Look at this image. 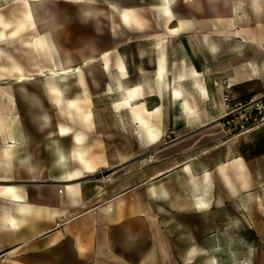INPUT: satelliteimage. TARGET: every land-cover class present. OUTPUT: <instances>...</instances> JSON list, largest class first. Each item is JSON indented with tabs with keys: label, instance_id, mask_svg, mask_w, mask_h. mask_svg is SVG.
Wrapping results in <instances>:
<instances>
[{
	"label": "rangeland",
	"instance_id": "rangeland-1",
	"mask_svg": "<svg viewBox=\"0 0 264 264\" xmlns=\"http://www.w3.org/2000/svg\"><path fill=\"white\" fill-rule=\"evenodd\" d=\"M28 1L33 0H0V21L17 22L27 9ZM166 1L43 0L35 6L38 23L27 24L22 34H13L15 24L6 29L0 24V36L4 32L3 38H6L0 40V148L4 133L20 140L13 148L14 160L11 163L0 161V177L9 180L0 182V187L15 186L26 193L35 190L67 192L69 184L56 182L62 175V168L56 162V145L70 155L69 169L79 165L72 154L75 146L58 139L59 124L84 133L86 148L102 166L89 178L70 184H77L88 192L104 190L106 199L130 186L131 182L121 181V178H146L148 166L158 162L154 151L201 133L202 130L196 129L208 122L181 115L170 95L158 86L155 69L158 51L154 49L158 42L163 43L170 55V69L175 73L184 63L188 68L193 66L200 70L210 67L213 56L210 45L215 39L225 40L223 43L229 53L225 59L215 60L214 67L219 71L227 68L229 77H238L243 75L240 70L251 61L248 92L264 96V57L262 73L254 57L261 44L264 54V0ZM91 6L101 13L87 12ZM167 7L178 17L173 23H169L167 16L172 13H167ZM132 15L137 16V24L133 23ZM169 28L180 30L171 34ZM39 30L44 33L48 47L29 44ZM65 59L72 60L73 69L84 71L96 123L94 128L85 127L80 111L72 109L73 113L69 114L64 105L66 100L84 95L76 79L63 87L64 99L56 103L46 89V79L39 77L43 70L60 69ZM101 59H105L109 67ZM86 60L93 62L86 67ZM18 67L27 77L31 75L28 78L32 81L26 85V90L15 83L20 74ZM187 75L186 89L196 101L197 91L189 70ZM223 75V72L212 74L209 70L202 74L199 71L202 83ZM118 77L133 86L139 99L144 95L145 100L140 104L144 103L150 110L161 108V117L155 123L162 134L156 143L146 139L132 120L130 109L122 105ZM147 79L151 82L149 85ZM51 131L56 133V141ZM254 132L244 136L225 133L220 140L175 158L186 165L166 180L165 192L170 194L166 204L172 210L171 226L203 228L202 233L187 229L180 234L188 238L195 235L198 243V237H203L201 246L192 245L186 252L187 256L191 251L197 254L199 264H264V133ZM71 139L72 136L68 140ZM32 159L43 167L44 177L38 182H32L27 170ZM239 164L244 167L241 169ZM187 166L197 178L210 173L213 179L207 196L210 204L203 216L196 215L201 207L196 204ZM220 168L230 176L236 192L225 182ZM178 193L186 195L185 201H179ZM174 210L185 213L175 216ZM9 211L6 200L0 197V216L8 215ZM212 225H218L219 232L206 231ZM193 261L188 260V264Z\"/></svg>",
	"mask_w": 264,
	"mask_h": 264
},
{
	"label": "crops",
	"instance_id": "crops-1",
	"mask_svg": "<svg viewBox=\"0 0 264 264\" xmlns=\"http://www.w3.org/2000/svg\"><path fill=\"white\" fill-rule=\"evenodd\" d=\"M220 1L228 2V0ZM171 13V16H167L168 19L170 18L169 23H173L178 18L174 12L171 11ZM136 17L132 15L133 23L138 22ZM179 21L181 23L180 19ZM179 30L180 28H169L170 32L168 33L175 34ZM5 39L0 38L2 41ZM224 41L215 39L210 45L213 52L210 67L200 70L193 66L188 68L184 63L186 66L183 64L178 69L184 68V72H181L184 79L181 80H175L177 74L171 71V57L167 54L170 71L168 78L171 87L177 88L178 86V89H182L183 99L190 100L187 103L192 106H190L191 111L184 110L181 99L176 100L173 95L168 93L170 99L174 104L176 103L181 115L190 120L208 122L196 129L197 131L202 130L201 133L176 145L154 151L158 162L148 164V176L141 180L134 177L121 178V181L131 182L130 186L110 199L104 197V190L88 192L77 184H70L85 180L90 176L79 179V181L71 180L69 175L75 169H69L70 155L57 144L54 151L56 162L62 168V175L56 182L69 184L66 187L67 192L61 194L35 190L34 193H26L18 189L22 200L12 196H0L6 200L10 210L8 215L0 216V262L2 264H188V260L194 259L190 264H199L197 254H193L191 251L187 256L186 252L190 246L200 245L203 237H198L200 240L198 243L197 236L188 238L186 235L180 234L187 232V229L193 233H202L203 228L181 224L171 226L172 210L166 204L169 199L167 197L170 195L165 192L168 185L166 180L174 177L175 171H181L186 165V163L176 161V157L180 158L181 155L194 148L203 147L224 137L225 132L218 120L224 111L225 90H228L229 100L232 103L262 97V93L251 95L246 86L250 80L251 61L240 70L243 75L238 77H229L227 68L219 71V68L214 67L215 60H223L229 53ZM260 42L262 41L260 40ZM262 53L261 44L258 53L254 54L255 62L261 73L262 58L264 57ZM188 70L194 81V86L196 85V101L192 93L188 91L187 94ZM209 70L212 74L223 72L224 75L221 78L217 77L215 81L208 80L202 83L199 79V71L204 74V71L208 72ZM214 82H217V86H214ZM157 83L162 90L165 89L158 79ZM158 116L160 119L161 108ZM254 133L263 134L264 125ZM6 135L17 137L8 133ZM58 139L73 144L72 139L71 141L68 140L69 138L58 137ZM17 145L19 144L12 145L13 157L7 163L14 160L13 148ZM260 154H262V148ZM32 165L36 167V178L30 172L33 178L32 182H38L44 177L43 167L38 165L36 159H32L27 170ZM187 167L191 183L195 188L194 198L196 204L200 206L201 200L206 199L209 194L213 179L210 173H205L200 180L191 172L190 167ZM239 167L242 169L244 166L239 164ZM220 171L225 182L236 192L230 176L223 168H220ZM0 178V182H9L3 177ZM205 188H207L206 191ZM177 196L179 201L186 199V195L183 193H178ZM207 201L210 202L209 199ZM204 209L206 208H198L196 215L203 216ZM184 213L183 210L173 211L175 216ZM206 231L216 233L219 232V227L212 225ZM172 233L179 235L174 236Z\"/></svg>",
	"mask_w": 264,
	"mask_h": 264
},
{
	"label": "bare ground",
	"instance_id": "bare-ground-1",
	"mask_svg": "<svg viewBox=\"0 0 264 264\" xmlns=\"http://www.w3.org/2000/svg\"><path fill=\"white\" fill-rule=\"evenodd\" d=\"M42 2H43V0L28 1L27 2V9L24 11L22 18L17 19V22H15V23H4L3 21H0V24L4 27V29L8 28L11 24H15L16 29H15V32L13 34L14 35L22 34V32L25 30V26L27 24H31L33 26L34 24L38 23L35 6L42 3ZM87 12L95 15L96 13L100 12V10H98L94 6H91L90 9L87 10ZM167 13L168 14L171 13V7H167ZM127 17H128V14H126V18ZM1 19H2V17L0 16V20ZM3 33H1L0 37L4 36ZM29 44L39 45L42 48L48 47V41L44 37V33L41 32L40 30L38 32V35L35 38H33L29 42ZM154 49H156L158 51L157 60L155 62L156 63V66H155L156 77L161 82V84L165 87V89H163L162 91L166 92V93H170L171 95H173V97L176 100L181 99L184 110L191 111V108H190L191 105L189 106V104L187 103V101L190 102V100L189 99L188 100L183 99L182 91H181L182 89L181 90L178 89V86H177V88L171 87V84H170L169 78H168L169 73H170V71L168 69V58H167V53L165 51V47H164L163 43L158 42ZM87 60L85 61L86 67L90 66L91 63L93 62V61H87ZM101 60L105 61L106 66L109 67V65L105 59H101ZM94 61L97 62L96 60H94ZM71 64H72V60L65 59L61 62V68L60 69L52 68V69L43 70L39 74V77H44L46 79V81H47L46 82V89H47L49 95L50 94L52 95L51 98L56 103H60L64 99L63 87L65 85H67L72 79H76L79 82V84L81 85V88L83 90L84 95H83V97H76V99H73V100H66V104H64V105H67L66 110L69 114L73 113L72 109H76V110L80 111L79 114H80L81 118L83 119L84 122H86L85 127L86 128H94L96 123H95V119L93 118L94 113L90 107L91 101H90V97L88 96V83L86 81L84 71L82 68L73 69L71 67ZM184 66H186V65L184 64ZM17 69L19 70L20 74L16 78L14 77L15 81H16L15 83L19 87H21L23 90H26V85L32 81V79L28 78L31 75L27 77V75H25L23 73V70L21 67H18ZM141 71L143 72L142 69H141ZM181 72H184V68L175 72V74H177L176 75L177 77H175V80L184 79L183 75H181ZM146 83L149 85V83H151V82L147 79ZM197 84H199V83H197ZM117 87H118V91L120 94L121 103L123 106H126L130 109L132 120L139 126L140 130L144 133L146 139L149 142L156 143L160 139L161 134H162L161 129L155 123L158 120V117H159L158 113L160 111V108H156L155 110H149L144 103L140 104V101L145 100V98H143L144 95H142V98L139 99L140 96L137 94V92L134 89H132L133 86L128 81L123 80L120 77L117 78ZM181 88H183V87H181ZM197 88H199V86H197ZM149 89L151 90V92H154L152 90L151 86L149 87ZM188 93L189 92L187 90V94ZM190 98L192 99V97H190ZM63 108H65V107H63ZM46 119H48V117H46ZM51 134L54 135L53 139L55 140V134L56 133L54 131L53 132L51 131ZM57 136L62 137V138H69L72 136V141H73V144L75 146L73 149V155H74V158L77 161L79 167L70 173L69 178L71 180H78L79 181V179L86 178V177H89L91 175L96 174L99 171V169L102 168V166L99 164V161L95 157H93L90 154V150L86 148V144H85L86 135L84 133L76 131L72 127H68V126L59 124ZM2 142H3V145L1 146V149H0V161L4 163V162H8L9 160L12 159V157H13L12 145L15 143L19 144L20 140L17 137L16 138L10 137V136L6 135V133H4ZM28 170L36 178V167H35V165H32L31 167H29ZM202 182H201V185H203ZM197 183L199 184V182H197ZM206 189L207 188H205V191H206ZM197 191H198V188H197ZM4 195L12 196L18 200H22V197L19 194V190L14 186L0 187V196H4ZM209 204H210V202L207 201V198H206V199L201 200L200 206L202 208H207V207H209ZM20 207H22V206H20ZM23 207H26V206H23Z\"/></svg>",
	"mask_w": 264,
	"mask_h": 264
},
{
	"label": "built area",
	"instance_id": "built-area-1",
	"mask_svg": "<svg viewBox=\"0 0 264 264\" xmlns=\"http://www.w3.org/2000/svg\"><path fill=\"white\" fill-rule=\"evenodd\" d=\"M227 92L225 90L224 111L218 123L228 136H244L264 125V96L232 103Z\"/></svg>",
	"mask_w": 264,
	"mask_h": 264
}]
</instances>
